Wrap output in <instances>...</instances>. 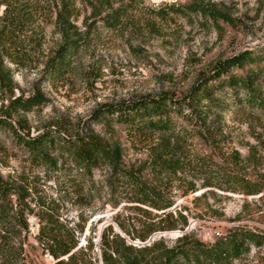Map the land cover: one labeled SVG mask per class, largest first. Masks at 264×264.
I'll return each instance as SVG.
<instances>
[{
  "label": "rangeland",
  "instance_id": "1",
  "mask_svg": "<svg viewBox=\"0 0 264 264\" xmlns=\"http://www.w3.org/2000/svg\"><path fill=\"white\" fill-rule=\"evenodd\" d=\"M189 1L71 0L72 28L65 34L57 21L62 2L49 0L10 44L0 38V69L6 71L4 79L0 75V118L8 119L17 131L0 127V176L14 187L15 194L9 197L14 211L18 199L32 209L18 218L11 215L9 228L21 231L10 247L0 249V264H54L36 240L39 219L35 213L43 209L76 228L83 245L89 239L97 244L107 225L129 240L136 238L133 243H141L135 235L143 221L158 222L169 212L173 216L162 226L175 229L152 237L167 247L183 234L212 244L236 227L264 232V191L248 195L241 185L236 190L219 188L215 175L204 167L210 165L213 174H232L264 186V103L242 106L240 102L221 118L210 113L204 137L195 132L197 126L173 113L177 127L182 126L189 136L183 148L172 141L184 166L164 180L154 177L147 163L168 135H132L111 115L97 116L106 106L145 96L184 97L221 60L245 49L264 50V0H211L234 23L222 19L214 23L200 14L171 8ZM120 6V14L115 13ZM3 11L1 6L0 16ZM2 23L0 19V28ZM67 38H78L79 47L65 71L55 76L51 62ZM231 73L240 75L245 70L234 68ZM260 87L259 97L264 99V81ZM37 94L43 97L41 104L30 109L18 106L19 99ZM45 132L56 137L55 145L47 147L54 163L35 157L24 144ZM86 133L119 145L123 165L141 169L143 180L162 189L172 206L157 210L132 202L125 185L110 183L106 167L87 175L58 141ZM179 213L186 216L188 225L184 226ZM262 256L264 249L253 247L232 264H262Z\"/></svg>",
  "mask_w": 264,
  "mask_h": 264
},
{
  "label": "trees",
  "instance_id": "2",
  "mask_svg": "<svg viewBox=\"0 0 264 264\" xmlns=\"http://www.w3.org/2000/svg\"><path fill=\"white\" fill-rule=\"evenodd\" d=\"M48 1L0 0V7H4L0 16L4 22L0 28L3 44H10L14 36L24 33L26 25L38 15L43 4ZM61 2L62 7L58 12L57 21L67 34L72 28L69 21L73 14L71 0H61ZM171 6L176 12L187 10L190 13L200 14L205 19L209 18L214 23H218L220 19L234 23L231 15L211 0H190L186 5ZM120 9L121 6L115 10V13L120 14ZM78 47V38H67L65 45L57 51L51 62V74L55 76L62 74L69 63L68 59ZM263 61L264 50L261 52H255L253 49L241 50L218 62L211 73L199 79L184 97L175 98L167 94L145 96L106 106L105 112L97 116L106 118L111 115L112 121L124 125L126 131L132 135L153 132L168 135L167 141H164L165 143L154 152L153 158L147 163L154 177L164 180L165 177L175 175L184 166V159L177 156L172 141H175L177 147L183 148L189 136L182 126L177 127V121L171 115L174 113L177 117L185 119L187 123L197 126L199 131L195 132L204 137L203 130H209L206 126L210 113L213 112L215 116L221 118L228 110L236 108L240 102L242 106L262 105L264 99L259 95L261 83L264 81V68L260 67ZM234 68L243 69L245 73L240 75L231 73ZM5 73L6 71L0 69L2 79ZM42 101V95L37 94L25 100L19 99L17 104L21 108L30 109L33 105L41 104ZM0 127L16 131L14 125L6 118H0ZM16 134L20 137L18 133ZM55 141L56 137L45 132L24 140V144L35 157L54 163L47 153V147L54 146ZM58 141L71 161L79 168H83L87 175H92V171L97 168L109 169L110 183L120 187L125 185L131 194L132 202L157 210H165L172 206L173 203L165 198L162 189L143 180L141 169L135 170L123 165L119 145L109 144L92 133L79 135L75 140L67 137ZM204 167L211 175H215L214 178L216 182L218 181L216 185L219 188L236 190V186L241 185L248 195H259L264 191V186L248 179L227 173L213 174L210 165L205 164ZM193 191L196 189L193 188ZM14 192V187L4 182L0 176V249L10 247L9 244L21 231L9 228L11 215L18 218L26 210L32 212V209L21 199H18L16 212L14 211V205L9 198L15 194ZM201 196L203 194L198 197ZM35 214L39 219L36 240L42 250L54 259V264H232L250 253L253 247L264 249V232L247 227L232 228L212 244L193 239L188 234L178 237L172 247L163 245L162 240L152 241L155 232L175 229L173 225L162 226L173 216L171 212L158 222L143 221L141 230L135 235L141 243H133L132 240L136 238L129 237L130 241L112 225H107L102 229L97 244L89 239L83 245L80 244L77 229L62 222L52 210L43 209ZM179 216L184 226L188 225L186 216L181 213ZM23 227L28 232L27 223H24ZM120 227L124 234L129 236L130 233L125 227L122 225ZM261 260L264 264V256Z\"/></svg>",
  "mask_w": 264,
  "mask_h": 264
}]
</instances>
